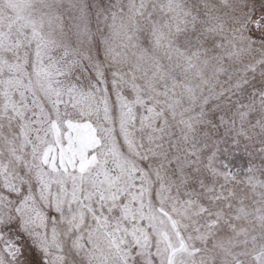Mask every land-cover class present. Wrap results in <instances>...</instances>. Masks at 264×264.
<instances>
[{
	"label": "snow or ice",
	"instance_id": "1",
	"mask_svg": "<svg viewBox=\"0 0 264 264\" xmlns=\"http://www.w3.org/2000/svg\"><path fill=\"white\" fill-rule=\"evenodd\" d=\"M0 264H264V0H0Z\"/></svg>",
	"mask_w": 264,
	"mask_h": 264
}]
</instances>
